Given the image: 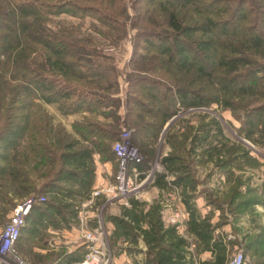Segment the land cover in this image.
I'll return each mask as SVG.
<instances>
[{
	"label": "trees",
	"instance_id": "1",
	"mask_svg": "<svg viewBox=\"0 0 264 264\" xmlns=\"http://www.w3.org/2000/svg\"><path fill=\"white\" fill-rule=\"evenodd\" d=\"M133 9L138 34L124 98L121 73L96 49L95 38L75 28H54L51 18L69 12L82 25L91 20L93 31L118 43L130 21L125 0H0V201L11 206L47 196L31 211L17 248L25 231L38 238L49 227L69 226L77 203L93 190L96 157L117 162L113 143L124 127L132 128L136 139L147 140L139 144L147 163L131 169L142 173L150 170L153 146L181 108L220 104L243 122L242 137L264 142V0H136ZM96 22L111 32L102 33ZM47 106L63 118L81 114L83 119L68 129ZM191 132L189 148V137L182 141L179 132L167 133L174 150L164 164L183 190L186 233L196 241V254L210 252L212 259L196 261L194 246L177 226L165 225L158 203L148 208L132 200L122 216L113 217V244L125 240L137 247L142 239L147 248L143 264H228L237 246L264 264V226L241 242H228L216 232L229 220L222 217L216 225L211 216L202 217L190 193L196 190L191 161L205 164L207 156H227L220 167L231 174L234 163L248 153L240 155L237 145L224 152L227 141L215 146L211 139L222 136L215 120H203ZM157 186H168L165 175ZM208 200L222 211L227 204L238 223L245 211L264 207V190L245 195L237 185L223 203L209 195ZM257 214L251 219L256 224L262 219ZM84 249L36 256L44 264H72L84 259Z\"/></svg>",
	"mask_w": 264,
	"mask_h": 264
},
{
	"label": "rangeland",
	"instance_id": "2",
	"mask_svg": "<svg viewBox=\"0 0 264 264\" xmlns=\"http://www.w3.org/2000/svg\"><path fill=\"white\" fill-rule=\"evenodd\" d=\"M135 1L136 0H125L127 7H129L130 21L127 23L125 35L121 40H119L118 43L114 39L111 40L110 38L104 37L101 33H98V31H93L91 20H87L88 23L82 25L83 23H81L79 19L74 18V16H72V14H70L69 12L64 13L60 16H52L51 18V25L54 28L58 27L59 25H62L66 28H75L78 33L80 32V35H92L95 38V40L97 41L96 49L104 57L111 59L110 63L115 65L121 73L119 82L121 84V90L124 98L129 88V84L125 82V76L127 75V73L134 70L132 62L134 58V47L137 41L138 34V29L133 25V21L135 19V12L133 9ZM230 7L231 9L233 8V6ZM95 24L102 33L111 32L108 27H104L101 23L96 22ZM144 68L147 67L145 66ZM141 71L144 72L143 70ZM146 75L150 76L149 74ZM152 77H154V79L160 80V77L156 75H152ZM47 109L51 112L52 115L56 117V120L58 122L63 119V117L58 114L53 107L47 106ZM51 110L54 112H52ZM203 120H206V122L215 120L221 128L222 136L217 139H211V142H213L215 146L218 142V147H222L227 141L228 148H224V152L237 145L236 147H240V149L242 150L240 155L248 153V158H244L243 156L240 158V160L234 163L235 166L231 168L233 169L232 173L234 178L231 177L232 173H225L220 167V162L225 161L227 156L225 158L224 156L221 158L215 156L214 159L207 156L205 164H203L198 158L197 162L191 161L190 168L192 170V175L196 181V190L190 192L195 196L193 203L198 208V210L199 208L201 209L199 210L201 216L202 214L206 213V216L212 217L213 223H215L216 225L222 224L224 219L222 217H226L229 220L227 223L223 224L221 228H218L216 232V236H223L228 242L236 240L241 241L237 236L239 233L243 237L247 232H252L255 235L262 232V227L264 226L263 206L257 204L254 209L245 211L242 222L240 220V222L237 223L235 218L229 213L227 204L224 205L225 209L224 211H222L220 208H218L217 206H213V204L209 202L208 195L211 196L214 200H218L223 203L226 196H229L232 189L237 185H239L240 191L245 195H249L250 191H263L264 142L255 144L254 142L242 137L239 133V130L241 129L243 122H241L231 110L222 107L220 104H214L210 107L201 106L190 109L181 108L177 116H175L165 125L162 133L154 144V154L153 157L150 158V170L146 173L138 171L139 174L137 177H135L134 172L131 171V169H133L132 167L134 163H131L130 175L133 178L134 186L139 188L136 192L133 193L130 199H128L129 206L120 203H117V205L115 206H106L104 202L99 201L97 202L99 208V219H97L93 210L91 211V209L87 207L84 208L82 206L86 199H88L90 196L81 201L80 205L77 203L76 213H78L77 216L80 217L79 219H81L82 217V219L84 220V228H87V226L92 228V226L96 225V222L98 221L100 222L99 225H101V227L108 233L107 245L110 253L111 264H143L145 261L144 252L147 250V248L142 239L139 240V245L137 247L132 246L131 243L125 240H119L118 244L114 245L112 240L113 232L115 230L112 218L122 216L125 209L131 207L132 200H137L141 203H144L148 208L153 204H160L163 207L162 215L164 223L167 227L177 226L176 224H168V216L173 213H180L179 224L181 228L180 230H178V232L180 235L185 236L194 246L192 247V249L196 254V241L193 236H190L186 233V226L188 221L187 209L184 203L181 205L182 202H179L178 200L183 190L181 187H177L176 185H174L173 180H175L176 177L173 173L167 170V167L164 164V160L174 150L168 142L169 136L167 135V133H171V131L179 132L178 137L182 141H184L183 137H189L188 143L186 145V147L189 148L190 138L194 134V132L188 134L189 129L197 131ZM124 130L132 131L131 143L133 147L138 150V154L142 159L140 163H135V165H144L145 163H147V155H145V153H143V151L140 149L139 144L147 142V140L145 141L142 139H136L134 136V130L132 128L124 127L122 132ZM213 134L215 135L216 132L214 131ZM255 137L257 139H261L258 134ZM97 157L96 160L100 161L99 157ZM0 163L2 162L0 161ZM112 163L113 167L110 174V181L113 180L118 171V162L113 161ZM161 175L169 177V182L174 187L173 191L175 192V194L168 191L164 195L156 193L155 188L157 187L158 178ZM235 178L239 180L238 184H235L233 182ZM2 181L3 180H0V184L3 183ZM259 195L257 194L256 196L252 197L258 198ZM32 197H45L47 201V196L45 195L31 196L27 197L26 199ZM24 200L25 199L16 200V204H12L11 206L0 203V232L8 224L14 207L19 202H22ZM256 212L258 213L257 215L262 216V219L259 220L260 223L257 224L251 221V219L254 218V213ZM85 221L91 223H88V225H86ZM79 222L80 220H77V227ZM243 222L247 223V225H241V223ZM258 225H260V229H258ZM61 230L62 228H52V234H40L38 238H33L32 236H30L31 234L28 231H25V233H23V239L21 242H19L17 248L22 259H24L27 264H44L40 259H38L36 255H38L39 257L40 255H45L32 253L31 247L35 245L37 248L40 247L43 249V247H45V243L46 245H48L46 246L47 251H50L47 254H66V252L68 251L65 247V242L67 239L62 236ZM76 239L77 243L82 242L79 235ZM82 247L85 248L84 250L86 255L87 248L85 245H82L80 248L82 249ZM79 249H77V252L79 251ZM242 249L243 248H240L238 246L235 247L232 250L229 261L231 260V258H233L234 254L238 253L239 251H243ZM137 251L139 252L137 253ZM244 253L246 257L245 264H256V259L258 260V258L255 259L252 254L247 255L246 251H244ZM204 257V253L200 255L196 254L195 256L197 262L199 259L202 260V258ZM51 264H57V262Z\"/></svg>",
	"mask_w": 264,
	"mask_h": 264
},
{
	"label": "built area",
	"instance_id": "3",
	"mask_svg": "<svg viewBox=\"0 0 264 264\" xmlns=\"http://www.w3.org/2000/svg\"><path fill=\"white\" fill-rule=\"evenodd\" d=\"M132 131L124 130L119 139L114 143V152L117 156L118 171L113 180L106 185L93 189L91 195L83 203L84 208H89L94 211L95 217L99 219V208L97 202L102 201L106 206H115L117 203L126 204L129 206L130 197L139 187H135L133 178L130 173L131 163H140L141 157L138 150L131 143ZM134 176H138L136 169L133 170ZM180 197V196H179ZM181 197L179 200L181 201ZM46 202L45 197H32L19 202L10 216L8 224L0 232V264H27L20 256L17 243L21 236L23 227L27 224V220L31 211L36 205ZM188 215V213H187ZM80 220L78 224V235L82 242L81 246L87 248L86 255L82 261L72 264H111L110 253L107 245V232L96 222L92 228L87 226L84 228V220ZM180 213H173L168 216V224H176L180 230L179 224ZM86 222V225L91 222ZM81 224V225H80ZM80 246V247H81ZM245 253L239 251L234 254L228 264H245ZM195 264H198L197 262Z\"/></svg>",
	"mask_w": 264,
	"mask_h": 264
},
{
	"label": "crops",
	"instance_id": "4",
	"mask_svg": "<svg viewBox=\"0 0 264 264\" xmlns=\"http://www.w3.org/2000/svg\"><path fill=\"white\" fill-rule=\"evenodd\" d=\"M52 111V110H51ZM56 111V110H55ZM54 112V111H52ZM59 114V113H58ZM83 119V115L79 114V115H75V116H71L69 118H63L61 119L60 121H62L69 129H71V126H72V123L75 122V121H80ZM98 158V157H97ZM96 178H95V184H94V187L93 189H96V188H99L101 186H104L106 185L108 182H110V174L112 172V167H113V163L112 162H107V163H101L100 161L96 160ZM166 181L168 183V186L166 188H160V187H156V193H160L162 195H164L167 191L170 192V193H174L175 192L173 191L174 190V187L170 184L169 182V177L167 176L166 177ZM175 180H173L174 182ZM173 188V189H172ZM181 197V196H180ZM179 200V199H178ZM83 201V200H81ZM80 202V201H79ZM180 202V200H179ZM182 202V200H181ZM0 203L3 204L2 201H0ZM81 204V203H80ZM79 204V205H80ZM183 204V202L181 203V205ZM185 205V204H184ZM199 210H201L199 208ZM92 211V210H91ZM203 211V210H202ZM78 214V213H76ZM201 215V214H200ZM202 217H206V213L202 214ZM77 219H78V216H76L75 218H73L71 220V223H69V226L68 227H65V228H62L61 232H62V236L64 238H66V242H65V247L66 249L68 250L66 252V255H71V254H74L77 252V249L80 248L81 244L80 243H77V239L78 238V230H77ZM188 220H189V215H188ZM188 222V221H187ZM241 225H247V223H241ZM47 234L49 235L52 234V228L49 227L45 232L44 234ZM246 234H249V232H247ZM240 240L242 241V239L244 238V236L242 237V235H240V233L237 235ZM240 241V242H241ZM45 247L40 248V247H36L35 245H33L31 247V251L32 253H35V254H43V255H46L48 252L50 251H47L46 249V243L44 244ZM239 247V246H238ZM244 251V249H242ZM204 255L205 257L202 258V260H210L212 259V254L210 252H204ZM75 263V262H74Z\"/></svg>",
	"mask_w": 264,
	"mask_h": 264
}]
</instances>
